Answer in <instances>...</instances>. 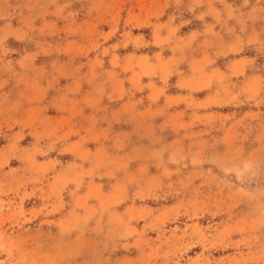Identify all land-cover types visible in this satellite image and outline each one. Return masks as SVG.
I'll return each instance as SVG.
<instances>
[{
    "label": "rangeland",
    "instance_id": "obj_1",
    "mask_svg": "<svg viewBox=\"0 0 264 264\" xmlns=\"http://www.w3.org/2000/svg\"><path fill=\"white\" fill-rule=\"evenodd\" d=\"M0 264H264V0H0Z\"/></svg>",
    "mask_w": 264,
    "mask_h": 264
}]
</instances>
